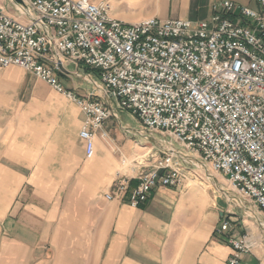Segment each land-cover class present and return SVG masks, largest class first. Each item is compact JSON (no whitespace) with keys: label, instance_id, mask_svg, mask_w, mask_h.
<instances>
[{"label":"built area","instance_id":"built-area-1","mask_svg":"<svg viewBox=\"0 0 264 264\" xmlns=\"http://www.w3.org/2000/svg\"><path fill=\"white\" fill-rule=\"evenodd\" d=\"M256 3L218 1L204 20L127 22L104 0H0V67H21L78 105L87 158L95 131L118 109L136 117L144 136L169 138L151 164L138 162L129 205L157 185L181 183L188 161L174 142L219 172L237 204L248 200L264 213V0ZM60 67L64 76L92 71L86 96L64 88ZM128 183L121 178L105 198L122 199ZM228 228L223 220L215 231ZM228 243L227 263L238 264L257 241L241 233Z\"/></svg>","mask_w":264,"mask_h":264},{"label":"crops","instance_id":"crops-1","mask_svg":"<svg viewBox=\"0 0 264 264\" xmlns=\"http://www.w3.org/2000/svg\"><path fill=\"white\" fill-rule=\"evenodd\" d=\"M151 1L114 16L127 22L169 18L162 0ZM215 2L209 1L207 14ZM81 75H62L77 80L61 83L84 97L93 73ZM114 119L113 136L106 128ZM83 120L75 102L31 73L0 67V264H228V238L239 232L224 201L200 179L186 183L194 175L186 168L179 185H157L145 202L129 205L139 169L122 170L120 162L139 153L136 144L123 147L116 115L95 131L94 153L87 158L79 137ZM121 178L129 180L123 198H105ZM223 220L229 228L217 233ZM238 264H264V250L242 254Z\"/></svg>","mask_w":264,"mask_h":264},{"label":"rangeland","instance_id":"rangeland-1","mask_svg":"<svg viewBox=\"0 0 264 264\" xmlns=\"http://www.w3.org/2000/svg\"><path fill=\"white\" fill-rule=\"evenodd\" d=\"M109 1L112 9L111 14L121 13V12H129L135 13L137 9L144 8L152 3L151 0H104ZM183 0H162L160 6L162 8V14H166L169 18H182V16H186L185 18L190 19H205L210 15L208 12V3L213 0H191L190 5L185 8L182 6ZM222 0H216V2ZM239 4H243L252 8H257L256 0H233ZM150 7L148 8V12L150 11ZM141 13L145 14L147 11L145 9H141ZM116 17V16H115ZM161 18L160 16H156ZM71 69V66H70ZM60 77V81L64 85H72L70 84L72 81H76L77 78L69 80L60 73H58ZM27 79H25L26 81ZM33 80V79H32ZM36 79H34L35 81ZM37 81V80H36ZM71 81V82H70ZM116 114L119 119L120 135L123 136L119 139L125 149H128L132 140L134 141L135 150L139 153L134 155L128 160H125L123 156H121L120 168L122 170H137L138 162H140L141 158L145 156L147 161H143V163L151 164L154 160L155 156L161 154V150L163 148V142L167 141L170 143L169 138L160 133H154L152 135L144 136L140 129V124L136 117L132 116L129 111L125 109H118ZM114 123V124H113ZM116 120H112V125L107 129L108 133H113L115 135L116 128ZM105 124V123H104ZM127 124V125H126ZM111 131V132H110ZM143 135V136H142ZM173 146L180 150L182 154L185 155V159L188 163H185V167L194 172V175L189 176L186 183H191L192 180H202L206 185V189L210 194H215L217 200H222L227 204V207L230 209L229 215L234 216L236 220L230 221L231 225H235V230L241 233H248L252 238L257 241V244L253 247V251L255 250H264V213L258 207H256L252 202L248 200H241L240 205L235 202L238 199V196L232 190V186L229 182L219 173L214 170H206L203 168L198 161H200L199 157L191 150H187L180 146L177 143L172 142ZM144 147V148H142ZM147 153V155H146ZM141 154V155H140ZM125 161V162H123ZM189 189V188H188Z\"/></svg>","mask_w":264,"mask_h":264},{"label":"water","instance_id":"water-1","mask_svg":"<svg viewBox=\"0 0 264 264\" xmlns=\"http://www.w3.org/2000/svg\"><path fill=\"white\" fill-rule=\"evenodd\" d=\"M60 69H61V70H60V75H63V73H62V68L60 67Z\"/></svg>","mask_w":264,"mask_h":264}]
</instances>
